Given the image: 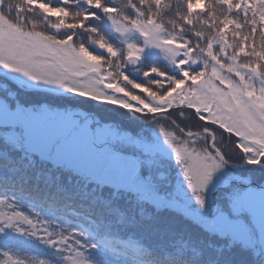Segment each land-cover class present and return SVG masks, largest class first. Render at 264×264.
I'll use <instances>...</instances> for the list:
<instances>
[{"label": "snow or ice", "instance_id": "snow-or-ice-1", "mask_svg": "<svg viewBox=\"0 0 264 264\" xmlns=\"http://www.w3.org/2000/svg\"><path fill=\"white\" fill-rule=\"evenodd\" d=\"M0 69L95 102L0 89V264H264V0H0Z\"/></svg>", "mask_w": 264, "mask_h": 264}, {"label": "trees", "instance_id": "trees-1", "mask_svg": "<svg viewBox=\"0 0 264 264\" xmlns=\"http://www.w3.org/2000/svg\"><path fill=\"white\" fill-rule=\"evenodd\" d=\"M0 71H4L0 69ZM5 72V71H4ZM4 86H7V88L11 91H14L18 93L22 99L25 100H38L41 102H52L55 104H73V105H82L85 107L92 106L95 102L86 100L85 98L82 97H74V98H68L64 95H56L52 94L49 92H44V91H38V90H25L20 88L18 85H16L14 82H12L8 77L1 75L0 74V89H3ZM100 108L107 110L108 112H111L113 115H120L124 112L123 109H118L117 106L113 105H105V106H99ZM161 160L162 163L166 164L171 172V178L173 180V184H176V182L181 183V187L183 188L185 192V196L181 197L177 192H176V200L177 203L186 209L195 208L194 202L190 201V198L186 192V186L183 183V176H182V171L177 165L175 158H168L164 157L163 155L157 154ZM251 167V166H250ZM4 192H0V195H4ZM20 199L22 200V206L27 207L30 201L21 196ZM188 199V201H186ZM184 200L186 202H184ZM46 214H51L50 210L45 207L44 209ZM75 219V218H73ZM26 251H28L29 255L34 254L36 257H33L34 259H40V258H49V251L42 245L38 243H32L30 245L26 246Z\"/></svg>", "mask_w": 264, "mask_h": 264}, {"label": "rangeland", "instance_id": "rangeland-1", "mask_svg": "<svg viewBox=\"0 0 264 264\" xmlns=\"http://www.w3.org/2000/svg\"><path fill=\"white\" fill-rule=\"evenodd\" d=\"M5 72H7V71H5ZM7 74L12 75L16 79H18L21 83H24L27 86H35L31 82H28L26 78L19 77L17 74H12V73H9V72H7ZM158 154L163 155L164 157L174 158V155H171V149L166 144H163L162 140H161V150H160V152H158ZM174 185H178L177 188H176V192L181 197H184L185 196V192H184L183 188L181 187V183L180 182H176V184H174ZM186 201H188V199ZM186 201L184 200V202H186Z\"/></svg>", "mask_w": 264, "mask_h": 264}, {"label": "water", "instance_id": "water-1", "mask_svg": "<svg viewBox=\"0 0 264 264\" xmlns=\"http://www.w3.org/2000/svg\"><path fill=\"white\" fill-rule=\"evenodd\" d=\"M12 79V78H11ZM16 84H19L16 80H14V79H12ZM21 86V85H20ZM21 87H23V86H21ZM23 88H25V89H27V90H43V91H46V90H44L43 88H40V87H23ZM49 92V91H48ZM55 94H62V93H59V92H57V93H55ZM88 100V99H87Z\"/></svg>", "mask_w": 264, "mask_h": 264}]
</instances>
